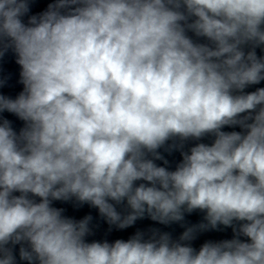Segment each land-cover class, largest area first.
<instances>
[{
  "label": "clouds",
  "instance_id": "9594fccd",
  "mask_svg": "<svg viewBox=\"0 0 264 264\" xmlns=\"http://www.w3.org/2000/svg\"><path fill=\"white\" fill-rule=\"evenodd\" d=\"M32 2L0 0V59L14 53L23 85L0 114L24 122L0 115V264H18L17 245L26 264H264V87L244 91L264 81V0H54L29 15ZM162 148L180 151L175 170ZM54 201L110 229L185 230L88 242L93 217ZM221 226L234 238L192 246Z\"/></svg>",
  "mask_w": 264,
  "mask_h": 264
}]
</instances>
